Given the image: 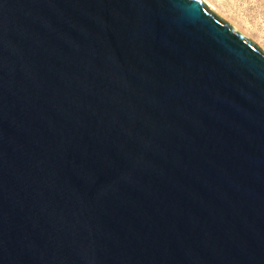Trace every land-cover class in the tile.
<instances>
[{
	"label": "water",
	"instance_id": "1",
	"mask_svg": "<svg viewBox=\"0 0 264 264\" xmlns=\"http://www.w3.org/2000/svg\"><path fill=\"white\" fill-rule=\"evenodd\" d=\"M0 264H264V51L204 0H0Z\"/></svg>",
	"mask_w": 264,
	"mask_h": 264
},
{
	"label": "rangeland",
	"instance_id": "2",
	"mask_svg": "<svg viewBox=\"0 0 264 264\" xmlns=\"http://www.w3.org/2000/svg\"><path fill=\"white\" fill-rule=\"evenodd\" d=\"M206 1V0H204ZM220 17L253 40L264 51V0H207ZM210 6V5H209Z\"/></svg>",
	"mask_w": 264,
	"mask_h": 264
},
{
	"label": "bare ground",
	"instance_id": "3",
	"mask_svg": "<svg viewBox=\"0 0 264 264\" xmlns=\"http://www.w3.org/2000/svg\"><path fill=\"white\" fill-rule=\"evenodd\" d=\"M206 3H209L207 0L205 1ZM210 6V8L212 9V10H215V12L217 11L212 5H211V3L209 4ZM237 28H239V27H237ZM239 30H241V29H239ZM242 31V30H241Z\"/></svg>",
	"mask_w": 264,
	"mask_h": 264
}]
</instances>
